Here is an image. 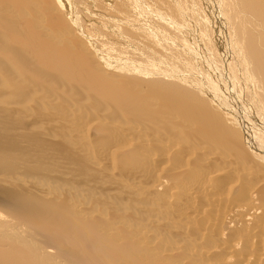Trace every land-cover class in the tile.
Wrapping results in <instances>:
<instances>
[{
	"label": "bare ground",
	"instance_id": "6f19581e",
	"mask_svg": "<svg viewBox=\"0 0 264 264\" xmlns=\"http://www.w3.org/2000/svg\"><path fill=\"white\" fill-rule=\"evenodd\" d=\"M0 264H264V0H0Z\"/></svg>",
	"mask_w": 264,
	"mask_h": 264
},
{
	"label": "rangeland",
	"instance_id": "374dc122",
	"mask_svg": "<svg viewBox=\"0 0 264 264\" xmlns=\"http://www.w3.org/2000/svg\"><path fill=\"white\" fill-rule=\"evenodd\" d=\"M216 32H217V31H216ZM216 32H215L214 36L212 37V38L214 39V41H217V40H218V37H219V36H217L218 32H217V33H216ZM215 37H216V38H215Z\"/></svg>",
	"mask_w": 264,
	"mask_h": 264
}]
</instances>
